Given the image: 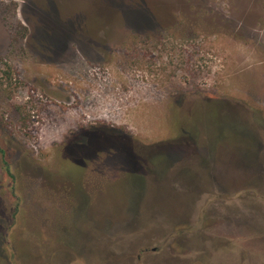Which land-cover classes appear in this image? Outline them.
<instances>
[{"label":"rangeland","instance_id":"1","mask_svg":"<svg viewBox=\"0 0 264 264\" xmlns=\"http://www.w3.org/2000/svg\"><path fill=\"white\" fill-rule=\"evenodd\" d=\"M262 140L264 0H0V264H264Z\"/></svg>","mask_w":264,"mask_h":264},{"label":"flooded vegetation","instance_id":"2","mask_svg":"<svg viewBox=\"0 0 264 264\" xmlns=\"http://www.w3.org/2000/svg\"><path fill=\"white\" fill-rule=\"evenodd\" d=\"M263 142H264V140H262V144L264 145ZM245 235L248 236V237H249V236H253V234L249 233V231H247V234H245ZM154 250H155V249H154Z\"/></svg>","mask_w":264,"mask_h":264}]
</instances>
